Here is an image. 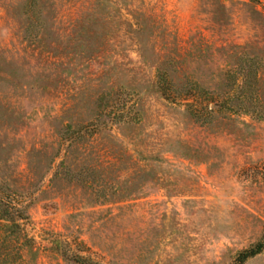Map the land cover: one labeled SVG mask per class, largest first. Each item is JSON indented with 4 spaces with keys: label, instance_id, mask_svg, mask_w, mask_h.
<instances>
[{
    "label": "rangeland",
    "instance_id": "1",
    "mask_svg": "<svg viewBox=\"0 0 264 264\" xmlns=\"http://www.w3.org/2000/svg\"><path fill=\"white\" fill-rule=\"evenodd\" d=\"M0 199V264H238L264 0H0Z\"/></svg>",
    "mask_w": 264,
    "mask_h": 264
},
{
    "label": "trees",
    "instance_id": "2",
    "mask_svg": "<svg viewBox=\"0 0 264 264\" xmlns=\"http://www.w3.org/2000/svg\"><path fill=\"white\" fill-rule=\"evenodd\" d=\"M13 209L15 210V213L16 212L18 214L21 213L20 208L15 209V207H13ZM13 215H14L13 212L9 208H5L3 206V202L0 199V220H5L6 222H11L12 224H15V219H14ZM19 216L20 215H17V217H19ZM263 247H264V229L262 230V233H261L259 240L256 241L255 243L249 245L246 249L240 251L236 255L235 261L238 264H242L247 259L259 254L263 250ZM75 260L76 261L78 260V262H83V259L80 257H76Z\"/></svg>",
    "mask_w": 264,
    "mask_h": 264
}]
</instances>
